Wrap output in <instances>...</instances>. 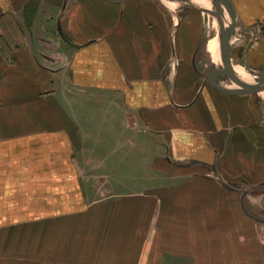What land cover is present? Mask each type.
Returning <instances> with one entry per match:
<instances>
[{
    "label": "crops",
    "instance_id": "obj_1",
    "mask_svg": "<svg viewBox=\"0 0 264 264\" xmlns=\"http://www.w3.org/2000/svg\"><path fill=\"white\" fill-rule=\"evenodd\" d=\"M229 1L233 87L264 0ZM194 2L0 0V264H264V82L204 79Z\"/></svg>",
    "mask_w": 264,
    "mask_h": 264
},
{
    "label": "water",
    "instance_id": "obj_2",
    "mask_svg": "<svg viewBox=\"0 0 264 264\" xmlns=\"http://www.w3.org/2000/svg\"><path fill=\"white\" fill-rule=\"evenodd\" d=\"M211 5L212 8L209 13L213 16L217 25L218 35L220 37V43L222 48L220 60L221 62L220 64H218L217 62H213L212 64H210L203 72V77L213 88L221 92L233 95L250 93L264 82V67L260 68L256 72H253L248 68L245 63L244 68L247 72L252 75V80L246 82L234 79L236 85L233 87L223 85L218 81L219 79L224 78L226 76L232 78V74L228 72V64L231 56L233 43L237 39L241 38L246 31L240 32L239 34H235V12L229 0H211ZM223 9L226 10L227 14L229 15V18L225 20V22L224 18L222 17ZM260 30L264 32V27H262ZM250 32L252 34H255L254 29H252Z\"/></svg>",
    "mask_w": 264,
    "mask_h": 264
},
{
    "label": "rangeland",
    "instance_id": "obj_3",
    "mask_svg": "<svg viewBox=\"0 0 264 264\" xmlns=\"http://www.w3.org/2000/svg\"><path fill=\"white\" fill-rule=\"evenodd\" d=\"M165 1H169V2H176L177 4H190V5H197L195 2H194V0H165ZM210 2V5H208L207 7H211L212 5H211V1H209ZM212 8V7H211ZM223 11L225 12L226 10H224L223 9ZM227 13V12H226ZM225 18H226V16H225ZM214 21V24H213V27H214V29H215V31H216V33H217V36H218V40L220 41V37H219V35H218V29H217V25H216V23H215V20H213ZM264 34V32H260V34ZM245 63V60L243 59L242 60V63ZM244 63H243V65H244ZM240 67H243L244 68V66H242V65H240ZM242 68V69H243ZM245 72H246V74L247 75H249L251 78H252V75L249 73V72H247L246 70H245V68L243 69ZM237 79L238 80H241L239 77H237Z\"/></svg>",
    "mask_w": 264,
    "mask_h": 264
},
{
    "label": "bare ground",
    "instance_id": "obj_4",
    "mask_svg": "<svg viewBox=\"0 0 264 264\" xmlns=\"http://www.w3.org/2000/svg\"><path fill=\"white\" fill-rule=\"evenodd\" d=\"M209 1H211V0H209ZM229 18V16L227 17V19ZM226 19V20H227ZM225 22V21H224ZM221 60V55H220V57L216 60V61H214V62H217L218 64H220V61ZM252 80V78L250 77V78H247V79H244V80H242V81H251ZM219 81V80H218ZM220 82V81H219Z\"/></svg>",
    "mask_w": 264,
    "mask_h": 264
}]
</instances>
